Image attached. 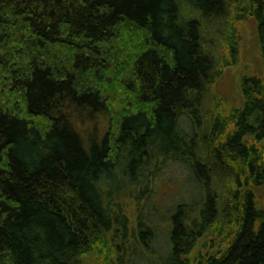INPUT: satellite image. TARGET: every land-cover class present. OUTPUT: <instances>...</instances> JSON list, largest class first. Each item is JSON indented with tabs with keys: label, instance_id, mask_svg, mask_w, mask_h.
I'll return each mask as SVG.
<instances>
[{
	"label": "trees",
	"instance_id": "trees-1",
	"mask_svg": "<svg viewBox=\"0 0 264 264\" xmlns=\"http://www.w3.org/2000/svg\"><path fill=\"white\" fill-rule=\"evenodd\" d=\"M185 6L217 28L257 29L262 72L241 78L243 105L211 129L240 37L213 31L227 44L220 68ZM173 165L198 197L156 221ZM123 180L143 204L134 220L116 203ZM262 187L264 0H0V264H191L224 211L232 241L201 264H264Z\"/></svg>",
	"mask_w": 264,
	"mask_h": 264
},
{
	"label": "rangeland",
	"instance_id": "rangeland-1",
	"mask_svg": "<svg viewBox=\"0 0 264 264\" xmlns=\"http://www.w3.org/2000/svg\"><path fill=\"white\" fill-rule=\"evenodd\" d=\"M183 11V15L186 18L191 19H199L202 23L203 30L208 36L205 34V39L208 44H210V48L214 50L216 48L221 49V52L217 53L216 60L217 64L220 68H222V55H224V47H226V41L220 42V44L216 47L213 44V41L216 39L214 35L215 31L224 30L226 33H230L235 30L240 37V58L239 63L235 67H230L228 69L223 68L222 77L216 82L214 86V96L211 99V104L208 106L210 110V118H209V127L211 129L214 125L216 117H220L221 123L226 119L230 118V116L239 109L243 105V97L239 90V82L242 77L246 75H257L262 72V62L259 55V45H258V34L255 23L250 21L245 24H240L236 27L234 26H226V27H216L215 25H210L207 21L202 19L201 14L197 13L194 9L185 6ZM212 26V27H211ZM214 31V32H213ZM218 35H221L217 32ZM227 40V37H226ZM228 41V40H227ZM216 52V51H215ZM163 176H165V180L163 184H160V181L156 183V190L158 189V196L156 197V202L158 205V211L160 215L157 216L156 221H162L160 219H164L167 215V209L169 205L172 203H178L179 196L188 197L190 196V191L188 188L184 187L182 191L181 187V177L183 175L180 166L173 165L172 167L166 168L163 170ZM124 180L122 182L116 181L113 184L115 191L117 190L116 203L118 205L124 206L125 214L129 216L130 220L136 219V214L139 210L142 209V203H134L131 200H128V194L125 191H121ZM128 184V181L124 183ZM160 184V185H159ZM226 188L222 191V194L225 197V202L227 201V195L229 191V186L226 183L222 185ZM217 187V185H216ZM255 191L258 195H262L264 192V187L255 188ZM195 196L191 195L188 200H196L198 197L197 193H194ZM222 209V207H221ZM235 219H231L225 211L221 214V219L218 220L214 224V226L208 231L204 241H201L197 248L194 250L191 256V264H201V260H207L209 257L219 256L223 252H225L230 245L232 240L230 236L232 235L231 227L234 224ZM134 229V226L132 230ZM167 232L163 228L161 231L157 233L158 242L153 243L152 247L156 249L161 246V243L166 240ZM162 247V246H161ZM97 248V247H95ZM107 264L104 256L98 257L97 262L92 260V262H87L86 264Z\"/></svg>",
	"mask_w": 264,
	"mask_h": 264
},
{
	"label": "bare ground",
	"instance_id": "bare-ground-1",
	"mask_svg": "<svg viewBox=\"0 0 264 264\" xmlns=\"http://www.w3.org/2000/svg\"><path fill=\"white\" fill-rule=\"evenodd\" d=\"M146 202H147V201H146ZM146 202H145V203H146Z\"/></svg>",
	"mask_w": 264,
	"mask_h": 264
}]
</instances>
